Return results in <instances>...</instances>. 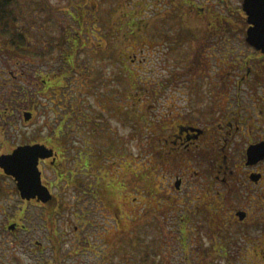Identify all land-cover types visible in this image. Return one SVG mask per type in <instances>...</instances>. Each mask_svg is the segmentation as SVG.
<instances>
[{
    "label": "flooded vegetation",
    "instance_id": "1",
    "mask_svg": "<svg viewBox=\"0 0 264 264\" xmlns=\"http://www.w3.org/2000/svg\"><path fill=\"white\" fill-rule=\"evenodd\" d=\"M157 1L154 0V13H158ZM219 1L229 10L228 0ZM2 5L7 4L0 0V252L14 248L9 256L13 264H52L37 238L45 237L44 214L48 205L54 211L59 206L51 190L60 186L64 158L61 144L67 142L66 127L74 126L67 122L68 115H75L77 107L76 97L66 96L62 89L72 83L76 64L71 53H66L61 65V54L57 52L61 45L59 37L33 35L29 33L33 27L1 20L22 13L6 11L1 9ZM45 6L39 4L32 13L43 15L40 22L48 25L50 15L46 17ZM160 6H169L170 13L175 10L185 22L175 37L155 31L159 28L145 25L144 21L142 24L141 18L133 26L135 30L128 33L137 40V47L146 45L143 39L147 29L153 30L150 38L154 47L170 45L163 83L152 78L153 103L144 138L149 160L143 166L140 99L133 104L129 139L138 149L137 174L143 170L149 175L146 179L153 175L155 179L157 172L164 170L158 186L160 191L165 190L171 209L182 212L177 222L185 253H233L229 251L232 243L235 253H264V53L250 46L254 58L242 57L244 54L235 56L229 50L231 43L224 48H216V41L184 43L188 37L201 40L202 32L189 33V28L207 33L220 31L219 14L194 0H168ZM26 12L30 15L29 10ZM203 17L206 20L201 27L189 26L187 22ZM48 28L51 34L55 33L53 27ZM120 32L114 44L121 45L120 40L126 37L123 25ZM71 41L75 47V38ZM220 50L224 53L220 54ZM176 52L181 57L174 61L172 56ZM55 54L58 61L48 64L54 61L51 57ZM105 98L102 95L98 101L105 104ZM124 109L119 104L114 109L113 119L119 117L120 127L124 123ZM72 120L76 125V116ZM105 126L101 124L103 130ZM17 149L24 160L37 162L41 185L51 194L49 201L44 202L38 192H30L38 191L35 187L22 195L15 177L4 169V160ZM248 151L254 154L250 159ZM45 170H52L56 180H45ZM29 208L34 211L28 212ZM87 222H78L80 230L85 229ZM74 229L77 232L79 227ZM48 231L56 235L55 228ZM47 237L51 243L50 233ZM205 238L209 239V246L204 248L199 242ZM77 241L76 249L80 250L88 240L85 237L82 242ZM237 242H245L244 250H239L242 248Z\"/></svg>",
    "mask_w": 264,
    "mask_h": 264
},
{
    "label": "rangeland",
    "instance_id": "2",
    "mask_svg": "<svg viewBox=\"0 0 264 264\" xmlns=\"http://www.w3.org/2000/svg\"><path fill=\"white\" fill-rule=\"evenodd\" d=\"M3 1L7 5H2L1 9L22 12L3 17V20L19 21L24 27H33L29 32L33 35L45 34L47 39L59 37L61 45L57 52L61 54V65L62 55L66 53H71L76 64L72 83L62 89L66 96L70 94L76 97L77 107L75 115H68L67 122L74 123V126L66 127L67 142L61 144L64 158L62 156L63 176L60 186L57 188L58 185H55L51 190L57 196L59 206L54 211V207L48 205L44 214L45 237L37 238L42 241L44 254L52 264H264V253H235V246L231 247L233 243L229 244V251L233 253H185L177 222L182 212L171 209L173 206L166 198L165 190L160 191L158 186V178H163L164 170L160 169L155 179L154 175L146 179L149 175H146L147 172L144 174L143 170L139 173L140 177L137 174L140 169L135 163L138 149L129 139L133 126V104L135 99H140L143 139L140 159L143 166L149 160L146 156L148 145L144 138L148 133L149 110L153 103L150 89H153L154 78L160 84L163 83L170 45L154 47L150 38L153 30L150 32L147 26L148 34L143 39L145 46L137 47V40L128 33L135 30L133 26L141 18L142 24L144 21L145 25L159 28L155 31H164L175 37L185 22L175 10L170 13L169 6L161 8L160 5L167 4L168 0L156 2L158 13L153 10L154 0ZM194 2L205 3L207 7L213 8L219 14L221 28L212 33L189 28V33L194 31L198 35L202 32L201 40L188 37L182 42L216 41L219 42L216 48H224L226 43H231L229 50L235 56L244 54L242 57L254 58L253 49L245 42L248 25L242 0H228L229 10L219 0ZM39 4L46 5L45 15H50L48 25L40 22L43 15L32 13ZM26 10L30 11V15ZM125 15L129 19L124 18ZM190 19L187 20L189 26L199 27L206 20L204 17ZM122 25L127 32L126 37L120 40L121 45L114 44L117 42L116 37L121 36ZM228 25L227 29L223 28ZM49 26L53 27L54 34L49 32ZM73 38L75 47L71 41ZM165 52L168 53L165 55ZM223 53L221 51L220 54ZM179 57L177 52L172 56L174 61ZM51 59L54 61L48 64L58 61L56 54ZM136 90L138 94H135ZM102 95L106 97L103 99V102L107 100L105 104L98 101ZM118 104L126 107L122 127L119 117L113 119ZM65 113L68 114L69 110L66 109ZM75 116L76 125L72 120ZM101 124L106 125L104 130ZM49 171L45 170V180L52 182L56 180V175L52 170ZM29 209L28 212L34 211ZM86 219L87 226L80 230L78 222L81 220L84 223ZM76 226L79 227L77 232L74 229ZM54 228L56 235L48 231ZM49 233L51 243L47 237ZM85 237L87 244H82L80 250L76 249L77 239L81 241ZM208 240L205 238L199 244L208 247ZM237 245L242 248L239 250H244L245 242H237ZM13 250L12 247L10 250L2 249L0 261L13 264L9 258Z\"/></svg>",
    "mask_w": 264,
    "mask_h": 264
},
{
    "label": "water",
    "instance_id": "3",
    "mask_svg": "<svg viewBox=\"0 0 264 264\" xmlns=\"http://www.w3.org/2000/svg\"><path fill=\"white\" fill-rule=\"evenodd\" d=\"M242 5L248 24L245 41L255 50L264 53V0H243ZM253 155L252 151H248L249 159ZM3 166L6 172L17 180L22 195L35 187L38 191L31 190L30 192H38L44 202L51 199L49 190L41 185L37 162L24 160L20 149L8 156Z\"/></svg>",
    "mask_w": 264,
    "mask_h": 264
},
{
    "label": "trees",
    "instance_id": "4",
    "mask_svg": "<svg viewBox=\"0 0 264 264\" xmlns=\"http://www.w3.org/2000/svg\"><path fill=\"white\" fill-rule=\"evenodd\" d=\"M125 18H128V16L126 17L125 16ZM1 20H2V18H1ZM16 50H19V47H16ZM206 255L208 254V253H205Z\"/></svg>",
    "mask_w": 264,
    "mask_h": 264
}]
</instances>
